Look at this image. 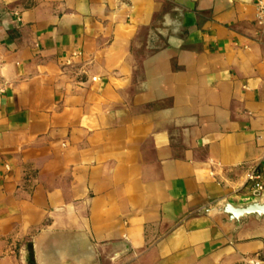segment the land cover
Wrapping results in <instances>:
<instances>
[{"label": "crops", "instance_id": "crops-1", "mask_svg": "<svg viewBox=\"0 0 264 264\" xmlns=\"http://www.w3.org/2000/svg\"><path fill=\"white\" fill-rule=\"evenodd\" d=\"M255 1L0 0V264L264 260Z\"/></svg>", "mask_w": 264, "mask_h": 264}, {"label": "water", "instance_id": "water-1", "mask_svg": "<svg viewBox=\"0 0 264 264\" xmlns=\"http://www.w3.org/2000/svg\"><path fill=\"white\" fill-rule=\"evenodd\" d=\"M205 212L222 213L229 221L238 222L241 218L253 216L260 219L264 216V194H256V198L248 203L233 205L227 201L215 203Z\"/></svg>", "mask_w": 264, "mask_h": 264}, {"label": "built area", "instance_id": "built-area-1", "mask_svg": "<svg viewBox=\"0 0 264 264\" xmlns=\"http://www.w3.org/2000/svg\"><path fill=\"white\" fill-rule=\"evenodd\" d=\"M254 25L261 31L264 32V0H256L255 1V18ZM95 80V79H93ZM264 159V157H263ZM260 179L259 173L256 170H252L247 175L248 181L255 182V189L259 192L263 190L262 186L257 182ZM244 264H264V260L261 257H254L247 260Z\"/></svg>", "mask_w": 264, "mask_h": 264}]
</instances>
